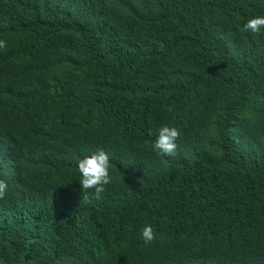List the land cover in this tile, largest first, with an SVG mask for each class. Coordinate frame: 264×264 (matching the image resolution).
Returning <instances> with one entry per match:
<instances>
[{
	"label": "trees",
	"instance_id": "obj_1",
	"mask_svg": "<svg viewBox=\"0 0 264 264\" xmlns=\"http://www.w3.org/2000/svg\"><path fill=\"white\" fill-rule=\"evenodd\" d=\"M257 15L264 0H0V264H264ZM164 125L174 156L153 148ZM101 149L96 199L78 160Z\"/></svg>",
	"mask_w": 264,
	"mask_h": 264
},
{
	"label": "clouds",
	"instance_id": "obj_2",
	"mask_svg": "<svg viewBox=\"0 0 264 264\" xmlns=\"http://www.w3.org/2000/svg\"><path fill=\"white\" fill-rule=\"evenodd\" d=\"M262 29H264V16L257 15L249 18L241 28V31L258 35ZM3 47H5V42L0 41V48ZM180 135V130L175 126H161L158 129L153 148L162 155L174 156ZM110 167L109 155L102 149L79 159L78 171L81 175L79 182L82 195L88 190H94L96 199H99L100 194L105 191V186L112 182ZM7 187V182L0 179V199L5 196ZM141 238L146 245L151 244L156 239V233L152 225L148 224L143 227Z\"/></svg>",
	"mask_w": 264,
	"mask_h": 264
}]
</instances>
